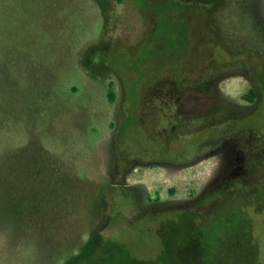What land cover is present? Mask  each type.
<instances>
[{
  "label": "rangeland",
  "instance_id": "1",
  "mask_svg": "<svg viewBox=\"0 0 264 264\" xmlns=\"http://www.w3.org/2000/svg\"><path fill=\"white\" fill-rule=\"evenodd\" d=\"M154 5L0 0V264H264V209L237 212L216 193L207 199L215 158L127 171L135 154L155 151L136 127L126 130L124 87L135 93L151 80L145 58L173 54L174 44L193 56L203 47L178 42L195 37L191 29L185 35L186 10L178 7L165 15L162 34L173 41H135L144 26L137 6ZM137 115L132 110L133 123L159 130L160 122L149 126ZM190 191L201 209L185 215L147 213L139 201L144 194L183 200ZM164 216L186 218L175 225ZM92 238L117 246L90 249Z\"/></svg>",
  "mask_w": 264,
  "mask_h": 264
},
{
  "label": "flooded vegetation",
  "instance_id": "2",
  "mask_svg": "<svg viewBox=\"0 0 264 264\" xmlns=\"http://www.w3.org/2000/svg\"><path fill=\"white\" fill-rule=\"evenodd\" d=\"M148 2L155 5L147 11L137 6L144 26L135 41H173L162 34L167 27L165 15L178 7L186 10L182 17L188 24L185 35L189 29L195 31V37L178 38V42L202 41L203 47L193 56L183 50L184 43L177 49V42L171 46L173 54H157L154 61L145 58L144 62H152L144 64L154 71L151 80L137 86L135 93L124 87L130 111L126 130L136 127L146 142L153 143L150 147L155 151L147 159L146 150L135 154L137 158L128 163L127 171L147 165L183 169L215 158L213 175L206 183L212 189L207 199L213 202L216 193L219 204H237V212L239 206L251 204L264 209V0ZM216 51L225 57L218 58ZM235 78L241 82L227 84ZM112 88L113 83L108 94ZM134 109L149 126L160 122L159 130L133 123L130 117ZM124 186L129 191L137 188ZM169 194L174 195L172 189ZM158 196L144 194L139 198L147 213L192 210L197 200L192 191L183 200H161ZM168 218L177 221L176 216Z\"/></svg>",
  "mask_w": 264,
  "mask_h": 264
},
{
  "label": "trees",
  "instance_id": "3",
  "mask_svg": "<svg viewBox=\"0 0 264 264\" xmlns=\"http://www.w3.org/2000/svg\"><path fill=\"white\" fill-rule=\"evenodd\" d=\"M113 97H114V93L112 92V91H109V96H108V99L110 100V101H113ZM200 207H198V206H193V209H199ZM182 208H178V209H176V211H177V213H180L181 212V215H185V212H183L184 210L182 209ZM192 209V210H193ZM201 209V208H200ZM188 210V209H187ZM175 211V212H176ZM169 216H164V218H163V220L165 221L167 218H168ZM177 218V221L176 222H173V223H175V225L177 224V222H179V221H181V220H183V218H186V217H176ZM189 218L187 217V219L186 220H188ZM189 222H190V220H189ZM102 239V238H101ZM89 242H91L89 245H88V247L90 248V249H93V248H95L99 243H103V242H105L106 243V245H114V244H112L111 243V240L110 239H106V238H103L102 239V241L101 242H96V241H94L93 240V238L89 241ZM88 242V243H89ZM114 246H117V245H114Z\"/></svg>",
  "mask_w": 264,
  "mask_h": 264
}]
</instances>
